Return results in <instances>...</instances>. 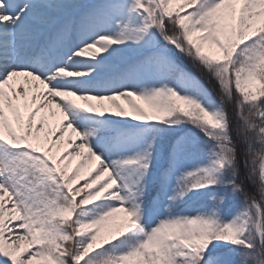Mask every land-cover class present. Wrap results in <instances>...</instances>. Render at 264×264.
<instances>
[{"label": "snow or ice", "instance_id": "6c2138e0", "mask_svg": "<svg viewBox=\"0 0 264 264\" xmlns=\"http://www.w3.org/2000/svg\"><path fill=\"white\" fill-rule=\"evenodd\" d=\"M0 264H264V0H0Z\"/></svg>", "mask_w": 264, "mask_h": 264}, {"label": "rangeland", "instance_id": "374dc122", "mask_svg": "<svg viewBox=\"0 0 264 264\" xmlns=\"http://www.w3.org/2000/svg\"><path fill=\"white\" fill-rule=\"evenodd\" d=\"M189 67H191V64H189ZM194 71H197V74H199V72H198V70H195V69H193ZM202 79H204L205 80V82L207 83V78L206 77H203L202 76ZM210 87H213V90H215L214 89V86H212V85H209Z\"/></svg>", "mask_w": 264, "mask_h": 264}]
</instances>
